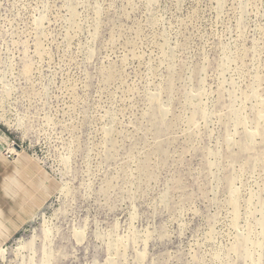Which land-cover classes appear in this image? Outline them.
I'll return each mask as SVG.
<instances>
[{"label": "rangeland", "instance_id": "rangeland-1", "mask_svg": "<svg viewBox=\"0 0 264 264\" xmlns=\"http://www.w3.org/2000/svg\"><path fill=\"white\" fill-rule=\"evenodd\" d=\"M0 129V264H264V0H0Z\"/></svg>", "mask_w": 264, "mask_h": 264}, {"label": "bare ground", "instance_id": "bare-ground-1", "mask_svg": "<svg viewBox=\"0 0 264 264\" xmlns=\"http://www.w3.org/2000/svg\"><path fill=\"white\" fill-rule=\"evenodd\" d=\"M5 120V119H4ZM23 127V126H22ZM24 128V127H23ZM20 129V128H19ZM17 130H18V128H17ZM24 130V129H23ZM26 136V135H25ZM0 142H5L6 143V148L5 149H3L1 146H0V155H1V153L2 152H5L6 154H8V155H11V154H14V155H16V156H18L19 157V160H18V162L20 163L21 162V159H23V160H25V157H27L26 155H25V153H20L18 150H17V147L15 148L14 147V144H15V142H14V144H13V141L10 139V137H8L3 131H1L0 130ZM106 153V152H105ZM25 156V157H24ZM28 158V157H27ZM28 160L30 161V162H32L31 163V165H29V167H33L34 165H36V163L33 161V159L31 160L30 158H28ZM69 165V164H68ZM43 171H45L43 168H41ZM46 172V171H45ZM46 178H47V183L46 182H44V183H42L41 185L43 186V188H45L46 190H47V192H49V194H52V191H51V189L49 188V181H50V176H49V174L48 173H46ZM14 177V176H13ZM14 185H16V186H18V187H20L21 188V186L19 185L20 183L16 180V179H11L10 180ZM52 183V182H51ZM51 185V184H50ZM56 184H54V186H55ZM55 191V190H54ZM40 192V196H42L43 198H45V199H47L48 198V195L47 194H45V193H43L42 191H39ZM25 193V192H24ZM63 193V192H62ZM28 196H30L31 198H32V200L34 199L35 200V202H36V204L38 203L39 204V206L40 205H42L43 204V201L38 197V196H35L33 193H28L27 194ZM22 195H20L19 196V198H17V199H15L17 202L16 203H20L19 204V208H20V210L22 211V212H24V214H25V217L24 218H22L21 217V219H20V221L21 222H25V219H27V218H29L30 217V215H31V213L29 212V210H31V211H33V212H35L36 210H37V208L36 207H34L32 204H29L28 202H26V199L23 197ZM27 203V205H28V209L29 210H27V209H23V204H26ZM2 212L0 211V214H1ZM36 216V215H35ZM0 223H1V221H0ZM9 224H10V222H9ZM9 226V225H8ZM11 228L12 229H10V228H7V227H5V226H0V237L2 238V240H3V242H5L6 240H8V235H12V233L13 232H15L16 230H18L19 229V225H18V223L17 222H12L11 223ZM46 239L47 240H49L50 239V237L48 236V235H46ZM3 242H0V248H2L3 247ZM28 248V246H25V245H23V246H21V248H20V250L16 253V255H18V257L19 256H21L22 257V255H23V252L26 250ZM125 248V247H124ZM17 250V249H16ZM8 252V250H4L3 252H2V256H3V258L5 259V257H6V253ZM6 260V259H5ZM145 261V260H144ZM33 264V263H32Z\"/></svg>", "mask_w": 264, "mask_h": 264}, {"label": "crops", "instance_id": "crops-1", "mask_svg": "<svg viewBox=\"0 0 264 264\" xmlns=\"http://www.w3.org/2000/svg\"><path fill=\"white\" fill-rule=\"evenodd\" d=\"M1 130V129H0ZM2 131V130H1ZM5 133V132H4ZM6 134V133H5ZM7 135V134H6ZM8 136V135H7ZM9 137V136H8ZM11 139V138H10ZM12 140V139H11ZM13 141V140H12ZM0 146L3 148V149H5L6 148V143L5 142H0ZM25 157V156H24ZM25 159L26 160H23V161H25L26 163H24L23 161H21L20 162V164H22L23 165V167H24V169H26V171L31 175V176H33V177H35V179H37V181H39L40 182V184H42V183H44L45 181H43L40 177H39V175L41 176V177H43V178H45L46 180H47V178H46V173L47 172H45V171H43L42 169H41V167H38L37 166V164L36 165H34L33 167H29V165H31V163L32 162H30L29 160H28V158L27 157H25ZM16 171H18V170H16ZM37 171V172H36ZM17 173H19V171L17 172ZM36 173H38V176L36 175ZM5 187H6V191H5V194H7L6 196H8V197H12V198H15V199H17V198H19V196H20V194H18L19 193V191H18V189L17 188H19V189H21L23 192H25L26 194H28V193H30V191L27 189V188H24V187H18V186H16V185H14L11 181L9 182V183H5ZM32 193V192H31ZM13 195L14 196H16V197H13ZM42 197V196H41ZM23 198V197H22ZM19 204L20 203H15V206L20 210V208H19Z\"/></svg>", "mask_w": 264, "mask_h": 264}, {"label": "water", "instance_id": "water-1", "mask_svg": "<svg viewBox=\"0 0 264 264\" xmlns=\"http://www.w3.org/2000/svg\"><path fill=\"white\" fill-rule=\"evenodd\" d=\"M15 146L17 147L18 150L20 151L22 150V148L19 145L15 144Z\"/></svg>", "mask_w": 264, "mask_h": 264}]
</instances>
